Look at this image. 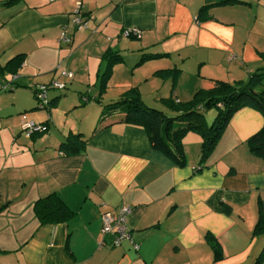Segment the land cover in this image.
Masks as SVG:
<instances>
[{
	"label": "crops",
	"instance_id": "crops-1",
	"mask_svg": "<svg viewBox=\"0 0 264 264\" xmlns=\"http://www.w3.org/2000/svg\"><path fill=\"white\" fill-rule=\"evenodd\" d=\"M3 2L0 68L22 61L0 69V119L11 120L12 107L17 115L0 128V264H264V234L253 233L264 215V159L248 145L263 125L259 111L237 110L201 164L192 131L181 139L183 166L152 149L142 125L93 131L98 98L135 88L166 108L161 98L186 102L217 79L246 80L264 67V0ZM77 3L81 29L71 22ZM61 27L69 43L59 41ZM130 29L139 35L124 37ZM107 52L121 60L107 68ZM143 53L158 55L139 62ZM55 82L64 87L49 88L39 107L33 89ZM69 111L63 133L55 116ZM29 121L42 132L23 135ZM71 133L86 140L78 153L57 148ZM50 193L73 211L66 221L36 217L34 202ZM120 205L131 207L129 237L112 247L100 213Z\"/></svg>",
	"mask_w": 264,
	"mask_h": 264
},
{
	"label": "trees",
	"instance_id": "trees-1",
	"mask_svg": "<svg viewBox=\"0 0 264 264\" xmlns=\"http://www.w3.org/2000/svg\"><path fill=\"white\" fill-rule=\"evenodd\" d=\"M14 1L16 0H4L3 4H11ZM156 55L158 54L143 53L139 62ZM16 56L8 60L2 69L0 68L1 72L3 68H7L10 72L16 71L22 61ZM104 57L108 61L107 68L113 62L121 60L115 52L112 55L107 52ZM263 78L264 67H259L250 72L246 80L230 83L217 79L211 87L198 89L189 101L178 102L170 97L161 98L166 108L146 103L135 88H130L119 97L103 101L96 99L100 111L93 131L115 123L142 125L147 133L150 147L166 155L178 166L184 164L181 139L187 132L192 131L201 137L199 150V164H201L212 152L229 119L241 107L249 106L256 109L264 119ZM33 92L37 99L35 88ZM49 102L47 99L46 105H40L37 99L38 106L41 108H47ZM211 109H214L215 113L212 114V112V115L207 118L206 112ZM46 124L47 121L43 123V125ZM85 141L81 133H71L58 140L57 148L68 153H78ZM248 145L255 155L264 159V121L263 125L248 138ZM33 210L40 223L63 222L73 213L55 193L38 198L33 204ZM253 233L264 234L263 213L259 214ZM261 254L262 251L259 256ZM217 255L216 249L215 256Z\"/></svg>",
	"mask_w": 264,
	"mask_h": 264
},
{
	"label": "built area",
	"instance_id": "built-area-1",
	"mask_svg": "<svg viewBox=\"0 0 264 264\" xmlns=\"http://www.w3.org/2000/svg\"><path fill=\"white\" fill-rule=\"evenodd\" d=\"M78 6L77 3L75 7L74 14L72 16L71 22L73 23L74 27L76 29H81L85 27V20H83V17L78 12ZM125 36H137L139 35V31L137 29H130L125 30L123 32ZM71 40L70 35L67 33L65 27H61L59 32V41L63 43H69ZM67 72L63 71L62 75H66ZM64 85L60 83H53L49 86L46 85H38L35 87L36 89V97L40 103V105H46L47 104V90L49 88H57L61 89ZM43 126L38 123L30 122L25 125V129L30 131H40L42 130ZM195 169V168H194ZM131 211L130 206L126 205H120L114 210H106L100 213V233L102 238H104L106 235L109 236V246L116 247L119 246L124 240H126L129 237V231H128V225H127V217ZM102 242H104L102 240ZM101 242V243H102Z\"/></svg>",
	"mask_w": 264,
	"mask_h": 264
},
{
	"label": "rangeland",
	"instance_id": "rangeland-1",
	"mask_svg": "<svg viewBox=\"0 0 264 264\" xmlns=\"http://www.w3.org/2000/svg\"><path fill=\"white\" fill-rule=\"evenodd\" d=\"M123 36L124 37H128V36H125L124 34H123ZM4 77H5V79H7L8 78V76H5L4 75ZM3 77V78H4ZM6 83V82H5ZM2 84H4L3 82L1 83L0 82V87H1V85ZM5 86V85H4ZM24 93H27V92H24ZM15 97H21V95L20 94H15L14 95ZM51 107H53V105H51ZM213 112V113H212ZM69 116L68 117H66V119L65 120H63V117L61 116V114L60 115H56L55 116V118H56V121H57V124H58V127L59 128H62L63 129V133H66L67 132V128H68V124H67V122H65L67 119H71L72 117H74V115H75V112L73 111H69ZM77 113H79V112H76V114ZM214 114L215 112H214V109H211L210 111H207L206 112V117L208 116V118L212 115V114ZM17 115H16V111L14 110V107H12V115H11V120H7V121H4V118H2V119H0V128H1V125L3 124V125H5V123H7V122H15V117H16ZM31 121H29V123H30ZM16 123V122H15ZM12 125H14V123H11V126ZM65 126V127H64ZM27 132H30V131H28L27 129H24V130H22V134L23 135H26V133ZM31 132H34V130H32ZM6 142H8V138H6ZM3 145H5V138L3 137V135H2V132H0V147L1 146H3Z\"/></svg>",
	"mask_w": 264,
	"mask_h": 264
}]
</instances>
